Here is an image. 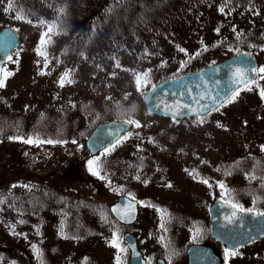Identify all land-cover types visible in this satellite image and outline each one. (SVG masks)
Instances as JSON below:
<instances>
[{
	"label": "rangeland",
	"instance_id": "obj_1",
	"mask_svg": "<svg viewBox=\"0 0 264 264\" xmlns=\"http://www.w3.org/2000/svg\"><path fill=\"white\" fill-rule=\"evenodd\" d=\"M25 1H36L30 5V9L39 11L38 6L43 0ZM57 1L66 3V0ZM118 1L86 0L81 13L78 12L77 22H81L83 26L94 22L93 26L96 24L99 29L100 20L108 12L106 6L122 4ZM138 2L143 0H128L131 8ZM174 2L183 4L178 0ZM187 4L188 11H191L192 3L187 1ZM207 4H204L205 9H201L194 18L180 15L181 12H176L175 8L170 13L175 15L169 18L160 17L158 20L164 21L158 22L156 26L123 33L127 37L136 34L137 43L125 39L131 46L125 43L113 47L102 42L101 40L106 39H101L100 36L91 42L88 40L89 48L84 50L85 56L82 59L69 55L68 60L74 59L75 63L68 62L65 67H55L58 64L55 62L48 73L44 69L28 67L25 60L28 58L27 51H31L39 43L42 27L37 23H28L27 19L38 17L39 20V16L36 13L23 12L26 19L21 21L14 18L18 11L15 6L7 13L0 11V27L11 26L21 36L20 47L11 54L13 61L18 63L9 60L5 62L8 71L13 75L8 77L6 86L0 90V177L4 175L9 180L7 184H0V210L6 209L7 216L11 214V222L5 215L0 216V264H41L36 260V252H33V245L36 244L43 251L41 258L46 259L48 264H116L118 250L109 241L117 228L109 220L106 228L97 223L103 213L96 207H101L97 204L105 201V196L108 207L116 195L129 196V193L138 201L139 213L133 224L120 225V237L125 230L131 231L136 236L140 251L151 264L156 255L166 258L168 264H187L186 248L198 240L200 241L196 243L213 246L225 264L226 248L213 242L208 236L207 239L202 224H207V206L215 198L229 199L233 203L241 204L244 209L264 210V175L259 174V171H263L258 169L256 163L257 160L264 162V150L261 147L264 146V98L260 96V89H264V80L259 79L256 83L259 87L255 84L251 91L243 90L233 102L205 118L203 124L194 123L197 119L194 117L178 119L179 123H176L170 118L147 115L141 93L138 94L134 87V75L130 76L128 72L122 76L119 73L117 75L118 68L115 67L116 60H119L122 66L131 70L137 67L139 70L147 62L145 60H148V54L145 56L143 53H148L146 50H150L152 54L157 53L155 55L162 64L175 67L186 61L189 49L196 48L195 51H198L200 46L205 48L213 44V49L210 48L199 59L196 56L195 60L191 58L187 63L190 68L197 67L210 60L221 59L226 54L249 50L242 47L240 41H244L243 39L264 41L263 2L257 4L259 13H252L251 20L237 15L228 16V20L236 18L235 28L225 24L227 19L219 11L221 7H214L210 1ZM249 6L247 10L255 11L251 4ZM123 24L125 25V21L120 25ZM251 24L253 27H249ZM112 27L114 29L110 26L108 28L120 34L121 29ZM217 28L219 32L216 31ZM250 29L253 32L247 34ZM229 37L232 39L228 44L221 42ZM61 39H64L61 34L54 36L52 44H62ZM177 46L186 52H180ZM117 51H127L128 55L117 56ZM190 54L192 53L189 56ZM259 55L262 67L264 48ZM68 65L75 82L61 87L58 82ZM171 69L169 67L161 72ZM40 71L48 77L46 85H43L40 78L42 75H37ZM113 72L116 75H111ZM31 73L32 78L38 77L36 81L31 78ZM124 92H129L130 98L138 104L137 116H133V119L138 120L142 127L132 126L130 132L133 135L107 156L102 155L103 151L97 154L101 157L102 175H105V179H100L89 171L88 161L96 155H90L85 149V136L77 138L75 143L53 144H26L20 140L8 139L10 136H28L17 134L14 128L8 129L7 124H17V119L22 115L29 119L36 111L44 114V110L52 122L54 117L60 118V123L53 124L50 130L68 126L69 132L72 129L81 131L91 124L93 116L101 114L100 106L103 102L113 100ZM53 101L60 104L62 110H70L69 116L62 111L51 114L49 108L45 109L44 103L50 104ZM247 136L250 141L245 138ZM228 163L229 173H226L224 167ZM193 170L198 174L195 178L189 174ZM85 174L92 179L89 180ZM137 176L140 179H136ZM253 176L255 179L251 178ZM41 177L55 181L58 177L62 180L70 179L72 183H66L63 189L67 194H78L76 199L81 197L80 194L86 195L94 201L96 207L93 205L86 210L89 212L82 220L81 227H63V235L56 234L55 219L53 221L51 215H48L45 224L38 221L36 228L18 226L12 222L17 219V182L27 179L36 181ZM205 179L207 184L202 182ZM220 182L229 190L227 195L219 187ZM10 183L14 185L11 187ZM35 190L40 193L41 186H37ZM18 194L21 195L20 189ZM26 197L23 196L22 200ZM56 202L62 206L58 198ZM41 204L42 199L38 196L32 210H39ZM45 206L46 210L53 208L48 200ZM20 210H23L22 206ZM200 234L202 237L196 238ZM160 237H164V240L161 241ZM121 246L124 247L122 240ZM7 248L8 251L5 250ZM239 248L234 249L238 255L228 257L227 264H264V239ZM121 256V264H127V251Z\"/></svg>",
	"mask_w": 264,
	"mask_h": 264
},
{
	"label": "trees",
	"instance_id": "obj_2",
	"mask_svg": "<svg viewBox=\"0 0 264 264\" xmlns=\"http://www.w3.org/2000/svg\"><path fill=\"white\" fill-rule=\"evenodd\" d=\"M175 0H143V2H138L137 5H133L131 8V4L128 3V0H119V5H116L115 3L109 4L106 6V10L111 9V11H108L105 13L106 15H103V20H100L101 27H99L95 24L93 26L92 22L90 25L87 23L86 25L83 26L81 22H77L79 15L78 12L81 13V9L84 7L86 0H66V3L64 2H58L57 0H43L42 3L39 4L38 10L39 11H32L30 9V5L33 3H36V1L32 2H26L23 0L22 2L20 0H13L14 6L22 11L26 12V14H34L36 13L39 16V19H44L48 22L56 21L61 29L63 30L61 33V36L64 39L62 44L58 45H48L47 51H48V64L47 67H45V60L43 57H40L37 55L35 49L39 46V43L34 45L32 50L27 51L28 52V58H25L28 62V67L32 68H39V69H44L47 73L48 70H50L53 66V64L56 62L58 64H55V67H65L66 63L72 62L75 63L76 61L74 59L68 60L69 55H76L78 58L80 57L81 59L83 56H85L84 50H87L89 48L88 40L91 42V40L96 39V37L100 36L101 39H106V40H101L102 42H107L108 45H111L115 47V45H122L125 43H128L131 46V43L126 41L125 39H128L132 43H137L138 38L136 34L131 35L127 37V35L123 34L127 31L135 32L137 30H141L143 28H147L148 26H156L160 20H158L160 17H166L169 18L172 15H175L172 13L170 14L172 10H175L176 12H181L180 15L184 17H196L199 14V11L201 9H205V5L207 2H211V4L215 7H224L225 11L223 12V16L227 19L225 24H228V27L235 28L236 27V18L232 20H228V16H234L237 15V17H247L248 19H252L251 14L254 13L258 14V6L260 2L264 3V0H178L181 1L183 4H178L174 2ZM187 1L191 2L193 5V8L191 11H188V4L186 5ZM249 4L253 6V12H250L249 9ZM8 5V0H2L0 2V11H5V8H7ZM51 5V6H49ZM208 4L206 5V7ZM247 6V7H246ZM59 8H64L65 13L64 14H59L58 9ZM113 10V12H112ZM7 13V11H5ZM251 16V17H250ZM125 21V25H120ZM162 20L161 22H163ZM172 21V20H171ZM171 21H169L171 23ZM263 21V20H262ZM160 22V23H161ZM36 23V22H33ZM127 23V25H126ZM159 24V23H158ZM216 24V23H215ZM235 24V25H234ZM217 25V24H216ZM113 28L112 26L121 29L120 34H118V31H112L108 27ZM85 27V28H84ZM92 27V28H91ZM249 27H253L251 24ZM100 28L101 31H100ZM84 29V30H83ZM92 29V30H91ZM114 29V28H113ZM44 27H41L40 33H39V38L40 34L42 31H44ZM81 31H84L85 33H81ZM91 32V35L89 34ZM108 32V33H106ZM114 32V33H111ZM65 33V34H64ZM143 36H141L142 38ZM151 38V36H150ZM235 39V38H234ZM87 42V43H86ZM86 43V45L83 47V45ZM65 48V49H64ZM148 53L144 52V55L148 56V60H145L147 62L144 63V65L138 70L137 67L132 69V71H125L124 69H128L124 66L121 65V68H118L117 75L121 74L122 76L125 72H128L130 76H133L134 73L139 72L143 73L146 70H151L150 75H149V83L142 87L140 91H137L139 94L140 92L148 89L152 84H154L156 81L162 79L163 77H173L176 75H179L183 72H186L191 69L197 68L196 66L194 67H189L190 65L187 64L190 62V59L192 58V49H189L188 57L186 58V61L184 66L182 67L181 65H175L173 67L171 64L165 65L160 62L159 57H157L155 54L149 52L150 50H146ZM105 52V50H104ZM119 51H117L118 53ZM83 53V56L81 55ZM189 53L190 54L189 56ZM89 53H87L88 55ZM136 54V52H135ZM151 54V55H149ZM54 55V56H53ZM121 55H128L127 51H123L121 53H118L117 56ZM125 57V56H124ZM154 59H157V61H154ZM60 60V62L58 61ZM80 60V59H78ZM39 61V63H37ZM83 61V60H81ZM70 65H68L67 70H69ZM171 67L172 69L169 70L168 72H161V70L166 69ZM66 70V71H67ZM131 70V69H129ZM43 71H40L37 73L41 74ZM65 71H63L64 73ZM44 73V72H43ZM119 73V74H118ZM43 85H46L47 83V75L41 74ZM31 78H32V73H31ZM38 77H34L36 81ZM134 78V77H133ZM29 81L30 79L27 78ZM135 84V80H134ZM135 89L136 85L134 86ZM129 92H124L121 96H117L113 100L103 102L101 104V114H96L95 117L93 116V120L91 121V124L88 127H85L81 131H75L72 129L70 132L68 130V126L66 128L60 127V129H55L50 130L53 126V124L57 125L60 123V118L59 117H54V122H52L45 114H41L42 111L37 112L35 114H32V116H29V119H25L24 115L19 117L17 119V124H7L8 129H15L17 134L19 135H26L28 137H33V138H39L40 140H53V141H65L66 142H71L72 141H77L79 137H84L86 134L89 132V130L92 128V126L100 121V120H105L108 118H124V119H129L133 118V116H137V106L138 104L133 101L130 96L128 95ZM137 94V95H138ZM60 104L56 102L52 103H44L45 109L49 108L51 114H55V111H62V113H66L69 116V111L62 110L60 108ZM43 109V108H41ZM52 111L54 113H52ZM1 133V131H0ZM80 139V138H79ZM43 144V143H41ZM47 144V143H46ZM104 164V162H103ZM103 173V171H102ZM101 173V174H102ZM6 175V174H5ZM86 175V174H85ZM87 178H90L88 175H86ZM8 178H4V175L0 177V184H3L8 182ZM71 184L72 181L70 179L68 180H62L60 177H58L57 181L55 180H47L46 177H41L36 181L32 180H21L20 182H17V219L12 221L14 224H17L18 226H26L27 228H36L35 224H37L38 221L41 223L45 224L47 223L46 218H48V215L52 216V219L54 221V227H55V232L56 234L61 233L60 230L63 229V227H69L70 229H73L75 227H81L83 223V219L85 216L88 215V212H86L87 209L91 208L94 205V201L92 199H88L86 195L80 194L81 197L76 199L75 197L78 195H69L67 194L63 189L65 184ZM11 187L14 185V183H10ZM62 184V186H60ZM66 184V185H67ZM37 186H41V191L40 193L35 190ZM10 187V188H11ZM9 188V189H10ZM18 189L21 190V195L18 194ZM6 191L8 190L5 189ZM64 192L63 194H60ZM94 193V192H93ZM23 196H27L26 199L23 201L22 198ZM38 196L41 197L42 199V204L39 207V210H32L33 206L35 205L36 199ZM56 198L62 202L61 204H57ZM4 200L3 198H1ZM80 199V200H79ZM88 199V200H87ZM46 200H48L50 207L46 210ZM79 200V201H78ZM5 201V200H4ZM55 202V203H54ZM1 203V202H0ZM97 204V203H95ZM60 205L61 207H57ZM99 208L96 207V209L101 211L102 216L97 220V223L101 224L103 227H107V221L109 220L111 224H113L117 228V232L120 235L121 233V226L111 217L110 213L107 210V199L105 196V201L99 202L97 204ZM20 206L23 207V210H20ZM45 206L44 208L41 207ZM58 208V211H55V209ZM5 215L7 217V220L11 222V214H8L7 216V211L6 209H1L0 210V216ZM23 221V223H21ZM17 235V234H16ZM47 235V234H46ZM62 238L61 236H59ZM14 239V238H13ZM37 245V244H36ZM35 245V246H36ZM14 246V245H13ZM12 246V247H13ZM124 246V245H123ZM39 246H37L38 248ZM44 247V246H43ZM125 247V246H124ZM9 248L5 249L8 251ZM40 250V248H38ZM44 249V248H43ZM35 252V251H33ZM41 252V250H40ZM43 252V251H42ZM41 252V253H42ZM44 254V253H43ZM123 256H121L122 259ZM45 258V256H44ZM37 262L43 261V264H48V261L46 259H42L41 256L38 257L36 256Z\"/></svg>",
	"mask_w": 264,
	"mask_h": 264
},
{
	"label": "water",
	"instance_id": "obj_3",
	"mask_svg": "<svg viewBox=\"0 0 264 264\" xmlns=\"http://www.w3.org/2000/svg\"><path fill=\"white\" fill-rule=\"evenodd\" d=\"M19 42V33L14 28L3 26L0 29V67L8 53L15 49ZM236 67H257V60L250 52H240L216 63L213 62V64L202 69L161 79L141 94L144 109L149 115L165 116L163 114L166 110L165 106H173L177 102L191 104L198 108L200 105L194 101L200 98V94L206 95L205 99L200 100L201 105L208 104L211 106L213 104L212 99L208 97L222 101L237 87L231 83ZM250 75L257 77V74ZM157 104L159 108L154 107ZM183 111L187 112L188 110L184 109ZM191 115L178 116L177 118ZM166 116L172 117L171 114ZM126 121L125 119H109L98 122L84 141L86 150L94 155L115 142L130 130L131 125L126 124ZM130 199L127 195H119L116 200L108 205L109 213L120 224L130 225L137 219L138 202L136 200L134 218L121 219L116 212L112 211L113 208H124ZM233 211L236 212V215L230 223L225 217L231 216ZM209 213L210 235L227 248L244 245L253 239L264 237V216L257 215V212H240L225 202L214 201L210 203ZM121 239L129 252L127 264H146V260L138 248L135 235L126 230ZM186 254L187 264H220L219 257L214 255L213 249L207 245L191 244L186 248ZM156 264L166 263L163 258L158 257Z\"/></svg>",
	"mask_w": 264,
	"mask_h": 264
},
{
	"label": "snow or ice",
	"instance_id": "obj_4",
	"mask_svg": "<svg viewBox=\"0 0 264 264\" xmlns=\"http://www.w3.org/2000/svg\"><path fill=\"white\" fill-rule=\"evenodd\" d=\"M0 2H2V0H0ZM49 6H51V5H49ZM13 8H14L13 0H8V5H7V8H5V11H11V10H13ZM108 11H111V9H108ZM219 11L223 13L225 11V8L221 7L219 9ZM58 13L64 14L65 9L59 8ZM14 18L21 20V21H24L26 19V16H25V14H23L22 11L18 10L17 14L15 15ZM27 22L30 24L33 23V21L31 19H27ZM36 23L39 26L44 27L45 30L42 31L40 34L39 46L35 49V51H36L38 56L44 58L45 67H47V64H48L47 47H48V45H51L54 42L53 37L60 35L63 30L61 29L60 25L56 21L48 22L44 19H39ZM216 31L219 32V28H217ZM177 47L179 48V46H177ZM205 50H207V49L205 48ZM179 51L180 52H186V50L183 48H179ZM237 51H239V50L237 49ZM81 55L83 56V53H81ZM196 55H199V53H196ZM248 55H251V54H248ZM7 59L9 61H12L13 63H18V61H13V57L11 55H8ZM111 59L115 60L116 58L111 57ZM37 63H39V61H37ZM184 64H185V62L182 61L181 66L183 67ZM161 66H163V64ZM115 67L121 68V64H120L119 60H116ZM124 70L125 71H132L129 69H124ZM150 72H151V70L149 69V70L144 71L143 73H139V72L134 73V80H135V85H136L137 91H140L142 89V87L146 86L149 83ZM41 74H45V73L42 72ZM250 74H258L259 79L264 80V66L259 67V68H257V67H248V68L236 67L231 83L236 85L237 87H235L229 95L225 96L222 101L217 100L214 97H208V98L212 99L213 104L211 106L208 104L201 105L200 100L205 99L206 95L200 94V98L195 99V101H194L197 105H200L198 108L193 107L191 104H181L180 102H177L173 106H165L166 110L163 112V114L164 115L171 114L173 121L176 123H179V120L177 119L178 116L195 114L197 119L194 121V123L203 124V123H205V117L207 115H210L212 111H219L220 107L225 106L227 103L233 102L239 96V93L241 91V86L244 90L251 91V85L256 84V78ZM12 75H13V73L8 71L6 66L0 67V88H3L6 86V80L8 79V77H10ZM111 75H116V73L113 72V73H111ZM74 82L75 81L72 79V70H67L62 74L58 83L61 87H64L66 84H72ZM256 86L259 87L258 84H256ZM153 87H155V86H153ZM260 96L262 98H264V89H260ZM106 99H111V97H106ZM154 107L159 108V105L157 104ZM184 109H187L188 111L184 112L183 111ZM125 123L128 125H132L135 128L142 127L140 122L136 119H133V118H129ZM132 135H133L132 132H127L126 135L120 137L119 139L115 140V142L106 146L103 149L102 155L107 156L112 151H114L115 148L119 144H121L122 142L129 139ZM8 139L20 140L26 144L65 143V141H53V140H43L42 141L39 138H33V137L25 138L23 136H10V137H8ZM72 142L75 143V141H72ZM261 147H262V150H264V146H261ZM88 165H89V171L93 175L98 176L100 179L106 178L105 175L101 174L102 173V162H101L100 156H95L92 159H90L88 161ZM189 174L193 175L194 178L196 175H198L195 173V170H193ZM251 178L255 179L254 176ZM136 179H140V177L137 176ZM202 182L205 184L208 183V181L206 179L203 180ZM109 183H110V181H109ZM167 186L171 187V184H168ZM219 187L221 189H224V192L226 195L228 194L229 190L225 188V185L222 182L219 183ZM129 196L131 197V199H130L129 203L126 206H124V208H113L112 209V211L116 212L120 216L121 219L134 218L136 201H135V197L132 196V194L129 193ZM225 203L229 204L234 210H239L240 212H245V211L252 212L253 211V209H251V208L244 209L241 205H239L237 203H233V201H231V200H225ZM165 215H166V213H165ZM235 215H236V212L233 211L232 215L225 217V219L231 223L233 218L235 217ZM257 215L264 216V213H257ZM21 223H23V221H21ZM161 227L162 228L164 227L163 223L161 224ZM61 235H63L62 230H61ZM160 239H161V241H163L164 237H160ZM109 243L112 247H114L118 250L117 254H116V264H121V254L126 252L127 248H124L121 246V237L118 234V232H113V237H112L111 241H109ZM165 247H167V245H165ZM33 249L35 250L38 257H40L42 255L40 250L35 245H33ZM235 255H238L237 251L230 250V249L226 248L225 249V264H227V259L229 256H235ZM41 264H43V261H41ZM146 264H151V261H146Z\"/></svg>",
	"mask_w": 264,
	"mask_h": 264
},
{
	"label": "flooded vegetation",
	"instance_id": "obj_5",
	"mask_svg": "<svg viewBox=\"0 0 264 264\" xmlns=\"http://www.w3.org/2000/svg\"><path fill=\"white\" fill-rule=\"evenodd\" d=\"M251 32H253V30L252 29H250L248 32H247V34H249V33H251ZM231 37H229V38H227V39H223L221 42H223L224 44H228V42H230L231 41ZM250 39V38H249ZM243 39L244 41H240L241 43H242V47L244 48V47H247V48H249V50H242V51H249V52H251V53H253L254 54V56L256 57V59H257V68H259L260 66H261V61H260V55H259V52L260 51H262V48H264V44H263V40H258V39ZM237 40V39H236ZM239 41V40H238ZM253 41V43H251ZM235 44H237V43H239V42H234ZM200 48V50H198V51H195V49L196 48H193V51H192V59L193 60H195V56L197 57L196 59H199L203 54H205V52H208L209 51V49L210 48H212L213 49V44L212 45H209V46H207V47H205L207 50H205V48L203 47V46H200L199 47ZM198 52H200L199 53V55H196V53H198ZM233 54V53H232ZM262 54H263V52H262ZM229 55H231V54H229ZM226 56H228L227 54L226 55H224V57H226ZM223 57V58H224ZM204 58V57H203ZM202 58V59H203ZM223 58H221V59H223ZM217 60H219V59H217ZM213 61H215V60H211L210 62H207V64H209V63H211V62H213ZM200 65H197V67H199ZM2 67H3V65H2ZM259 80V75H257V78H256V83H257V81ZM255 84H253V85H251V87L252 86H254ZM2 88H0V90H1ZM244 89L241 87V91H240V93L243 91ZM228 104V103H227ZM226 104V105H227ZM225 105V106H226ZM222 107H220L219 109H221ZM214 113H216V111H212L211 112V114H214ZM210 114V115H211ZM210 115H207L205 118H208V117H210ZM213 116V115H212ZM194 118H197L196 116H194ZM246 139H247V141H250V137L249 136H247V137H245ZM263 144H264V142H263ZM264 152V151H263ZM256 163H257V167H258V169H260V170H262L263 171V173H261L259 170V174L260 175H264V162H263V160H257L256 161ZM224 169L226 170V173H229V163L228 164H226L225 165V167H224ZM251 169H252V167H251ZM218 198H215V199H213L210 203H213V201H216ZM219 201H225V200H222V199H218ZM229 200V199H228ZM210 203L208 204V206H207V214H208V221H207V224H202V225H204V235H205V237H209L213 242H215V243H217V244H219V245H223V244H221L220 242H218L216 239H214V237H212L211 235H210V233H209V221H210V213H209V206H210ZM239 205H241V204H239ZM242 206V205H241ZM247 206V205H246ZM248 208V207H247ZM246 209V208H245ZM224 226V225H223ZM199 237H202L201 236V234L199 235V236H197L196 238H199ZM207 237V239H209ZM200 240H198V241H194V242H199ZM204 241V240H203ZM215 251V250H214ZM215 253H216V251H215ZM217 254V253H216ZM185 255H186V253H185ZM218 255V254H217ZM219 257H220V260H219V262H220V264H224V262H223V259L221 258V256L220 255H218ZM225 261V260H224ZM185 263H187V256H186V261H185Z\"/></svg>",
	"mask_w": 264,
	"mask_h": 264
}]
</instances>
